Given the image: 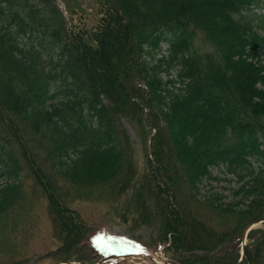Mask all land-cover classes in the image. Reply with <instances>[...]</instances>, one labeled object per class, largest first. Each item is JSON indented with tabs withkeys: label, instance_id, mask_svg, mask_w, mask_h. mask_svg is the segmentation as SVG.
<instances>
[{
	"label": "trees",
	"instance_id": "16d2710c",
	"mask_svg": "<svg viewBox=\"0 0 264 264\" xmlns=\"http://www.w3.org/2000/svg\"><path fill=\"white\" fill-rule=\"evenodd\" d=\"M84 10L67 4V19L57 0H0V217L30 177L61 240L54 255L94 264L60 182L85 199L108 190L123 221L156 227L177 264H237L243 231L264 217V0H95ZM164 42L169 56L154 61ZM121 117L142 128L141 172ZM220 166L237 177L229 202L201 194ZM241 264H264V224Z\"/></svg>",
	"mask_w": 264,
	"mask_h": 264
},
{
	"label": "rangeland",
	"instance_id": "374dc122",
	"mask_svg": "<svg viewBox=\"0 0 264 264\" xmlns=\"http://www.w3.org/2000/svg\"><path fill=\"white\" fill-rule=\"evenodd\" d=\"M57 3L66 16L67 4L77 10H82L86 15L84 7L94 6L95 0H57ZM91 26L90 21L89 27ZM197 36L196 46L201 52L211 51L212 49L202 35ZM169 49L168 42L162 43L153 60L168 57ZM178 73L179 66H175L171 69L170 75L164 74L175 78ZM180 85L182 83L178 82L177 85L171 86V91L177 92ZM120 122L130 136L136 163L135 169L141 172L145 167L146 154L141 137L140 129L142 128L138 120L132 124L125 117H121ZM212 174L216 179L206 180L201 187V194L204 195L213 189L215 193L227 196L225 201L229 202L232 199V189L237 185V177L229 174L224 166L213 168ZM5 181L0 177V185ZM23 186L22 202L12 210L10 215L0 217V264H57L60 260L54 252L60 247L61 240L53 232L47 198L40 189L34 186L32 178L25 177ZM60 186L63 192H69L65 194L70 208L77 211L87 224L89 232L79 247L86 246L88 256L100 259L114 252L128 253L129 249L134 252L129 258H119L105 264H177L173 260L175 255L168 254L164 246L163 248L158 246L156 227L145 224L137 225L134 215L128 216L127 214L128 221H123L122 216L124 212L126 213V208L122 198H114L108 190H94L93 195L85 199L78 197L79 192L82 191L78 187L63 182H60ZM217 223L220 224L221 220ZM262 226L259 224L254 228H262ZM246 243H249V237ZM240 245L241 242L239 253H241Z\"/></svg>",
	"mask_w": 264,
	"mask_h": 264
},
{
	"label": "water",
	"instance_id": "95a60500",
	"mask_svg": "<svg viewBox=\"0 0 264 264\" xmlns=\"http://www.w3.org/2000/svg\"><path fill=\"white\" fill-rule=\"evenodd\" d=\"M262 223H264V218H262L260 220H257L255 223H252L250 225V228L253 229L256 225H259V224H262ZM245 246H246V244L243 245V253L245 251ZM128 256H129V254L116 252V253H113L111 256L100 260L96 264H103L104 262L109 261V260L114 259V258H117V257H128ZM243 257L244 256L242 255L240 260H239V262H241L243 260ZM57 264H82V263H79V262H58Z\"/></svg>",
	"mask_w": 264,
	"mask_h": 264
},
{
	"label": "bare ground",
	"instance_id": "6f19581e",
	"mask_svg": "<svg viewBox=\"0 0 264 264\" xmlns=\"http://www.w3.org/2000/svg\"><path fill=\"white\" fill-rule=\"evenodd\" d=\"M251 228H250V226L249 227H246L245 228V230L243 231V237H246V239L249 237V233L251 232ZM248 245V244H247ZM247 245L245 246V251H244V253H243V247H242V250H241V253H243L242 255L244 256L243 257V260H244V258H245V256H246V250H247ZM128 254H132V253H134L133 251H129V249H128ZM239 260H240V258H239ZM239 260H238V262H237V264H241L242 262H243V260L241 261V262H239Z\"/></svg>",
	"mask_w": 264,
	"mask_h": 264
}]
</instances>
